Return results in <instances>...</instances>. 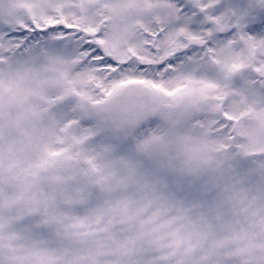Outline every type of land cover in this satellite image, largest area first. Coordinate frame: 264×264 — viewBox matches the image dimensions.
I'll list each match as a JSON object with an SVG mask.
<instances>
[{"label": "snow or ice", "instance_id": "1", "mask_svg": "<svg viewBox=\"0 0 264 264\" xmlns=\"http://www.w3.org/2000/svg\"><path fill=\"white\" fill-rule=\"evenodd\" d=\"M0 264H264V0H0Z\"/></svg>", "mask_w": 264, "mask_h": 264}]
</instances>
